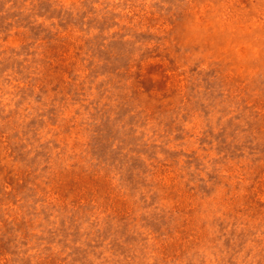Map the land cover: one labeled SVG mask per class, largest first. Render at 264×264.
I'll return each mask as SVG.
<instances>
[{
	"label": "rangeland",
	"instance_id": "1",
	"mask_svg": "<svg viewBox=\"0 0 264 264\" xmlns=\"http://www.w3.org/2000/svg\"><path fill=\"white\" fill-rule=\"evenodd\" d=\"M0 264H264V0H0Z\"/></svg>",
	"mask_w": 264,
	"mask_h": 264
}]
</instances>
